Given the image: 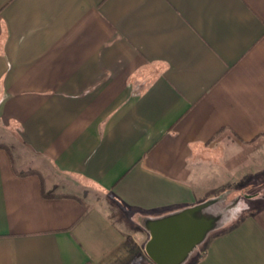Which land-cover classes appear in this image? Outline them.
<instances>
[{
  "label": "crops",
  "instance_id": "obj_1",
  "mask_svg": "<svg viewBox=\"0 0 264 264\" xmlns=\"http://www.w3.org/2000/svg\"><path fill=\"white\" fill-rule=\"evenodd\" d=\"M0 144V264H264V0H0Z\"/></svg>",
  "mask_w": 264,
  "mask_h": 264
},
{
  "label": "water",
  "instance_id": "obj_2",
  "mask_svg": "<svg viewBox=\"0 0 264 264\" xmlns=\"http://www.w3.org/2000/svg\"><path fill=\"white\" fill-rule=\"evenodd\" d=\"M184 219V216L180 215L154 225L153 238L147 246V251L159 264L175 263L190 247V243L186 245L189 237L181 229Z\"/></svg>",
  "mask_w": 264,
  "mask_h": 264
},
{
  "label": "rangeland",
  "instance_id": "obj_3",
  "mask_svg": "<svg viewBox=\"0 0 264 264\" xmlns=\"http://www.w3.org/2000/svg\"><path fill=\"white\" fill-rule=\"evenodd\" d=\"M255 180L256 181H254V182H256V184L254 186L246 187L245 189H243V190H245L243 192V195H248L249 196V194H252L253 195V193H256V192H258V191H260L262 189L264 190V176L255 177ZM231 186H233L232 191L234 193L237 192V190H239V188H240L238 184H234V183L233 184H230V188H231ZM244 193H246V194H244ZM247 198H249V197H246V199ZM247 200L249 201L248 202L249 204L256 203V202L252 201L251 198H249ZM229 203H231V200L229 201Z\"/></svg>",
  "mask_w": 264,
  "mask_h": 264
},
{
  "label": "trees",
  "instance_id": "obj_4",
  "mask_svg": "<svg viewBox=\"0 0 264 264\" xmlns=\"http://www.w3.org/2000/svg\"><path fill=\"white\" fill-rule=\"evenodd\" d=\"M0 146H2L1 144H0ZM27 172H31V173H35V172H37V171H34V170H30V171H27Z\"/></svg>",
  "mask_w": 264,
  "mask_h": 264
}]
</instances>
